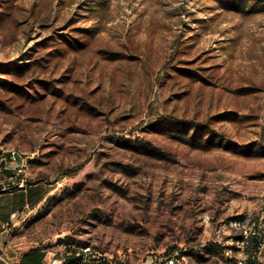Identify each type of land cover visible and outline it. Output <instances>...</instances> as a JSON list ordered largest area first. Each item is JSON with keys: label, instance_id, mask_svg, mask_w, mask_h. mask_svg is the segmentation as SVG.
Instances as JSON below:
<instances>
[{"label": "rangeland", "instance_id": "rangeland-1", "mask_svg": "<svg viewBox=\"0 0 264 264\" xmlns=\"http://www.w3.org/2000/svg\"><path fill=\"white\" fill-rule=\"evenodd\" d=\"M14 149L53 191L19 242L217 264V222L264 196V0H0L1 167Z\"/></svg>", "mask_w": 264, "mask_h": 264}, {"label": "built area", "instance_id": "built-area-1", "mask_svg": "<svg viewBox=\"0 0 264 264\" xmlns=\"http://www.w3.org/2000/svg\"><path fill=\"white\" fill-rule=\"evenodd\" d=\"M4 155L0 153V184L3 185L2 189H10L12 185L16 189H26L29 185L30 174L25 173L26 157H19L18 153L11 155L13 162H17V170L8 171L2 170L1 159ZM7 179L10 184H4L3 180ZM60 185V184H59ZM12 191V190H11ZM264 201V196L262 197ZM24 210L14 212L11 215L12 219L18 218L24 213ZM238 216V215H237ZM262 215H250V222H258V234L249 235L245 234V238H236V236H230L225 233L223 228V219L217 222L216 230L212 232L209 242H215L216 245H223V253L212 254V260L219 264H264V229H261V218ZM207 218V217H206ZM10 229V223L0 226V264H16L7 255L3 236L8 233ZM226 237H235V241H242V250H238L237 256H228V250H225ZM90 246L84 247L87 250ZM67 254L64 251L53 252L52 258L49 264H65ZM99 258H105L107 260H112L113 255L106 256L101 254ZM123 259L126 260L124 257ZM134 264H203L202 262H197L192 255H185V248L175 247L169 250H161L158 252H153L145 258L134 262Z\"/></svg>", "mask_w": 264, "mask_h": 264}, {"label": "crops", "instance_id": "crops-1", "mask_svg": "<svg viewBox=\"0 0 264 264\" xmlns=\"http://www.w3.org/2000/svg\"><path fill=\"white\" fill-rule=\"evenodd\" d=\"M46 192L44 186L36 184L34 186L27 187L26 189H19L16 191L0 193V198L5 195L14 198L16 195L25 194V199L22 203V209L24 213L18 218L12 219L10 217L0 216V226L10 223V229L8 233L3 236V243L7 255L16 264H49L53 252L64 251L67 254L65 264H134L133 260H125L120 256H117L114 260H107L105 258L95 257L93 254H85L83 252L84 246L67 244L61 245L50 249H41L39 247L30 248L25 242L18 240L17 233L21 230L18 228L25 219L29 216L31 206H40L43 202L48 200L50 193ZM16 210H12L11 215ZM21 218V219H20ZM18 231V232H17Z\"/></svg>", "mask_w": 264, "mask_h": 264}, {"label": "bare ground", "instance_id": "bare-ground-1", "mask_svg": "<svg viewBox=\"0 0 264 264\" xmlns=\"http://www.w3.org/2000/svg\"><path fill=\"white\" fill-rule=\"evenodd\" d=\"M7 152L8 155L5 159L7 164L5 166H2V170H10V169L17 170V162H13V159H11V155H15V153H18L19 157H24V154H22L19 150H15V149L11 150L10 152L9 151ZM0 153H4V151ZM26 166H27V160H26ZM263 213H264V201H262L261 204L252 212L223 220V228L225 229V233H227L230 236H236V238H245L246 233H249V235H257L258 222H250L249 221L250 215H262ZM207 221L208 220H206V222ZM261 229H264V216L261 218ZM212 244L216 245L215 242H212ZM216 246L219 250V253L217 254L223 253V245H216ZM225 250H228V256H237L238 250H242V241H235V237H226ZM83 252L87 254V250L85 248H83ZM88 254H93L95 255V257L98 258L101 256L98 255L96 252H94L91 246L88 249Z\"/></svg>", "mask_w": 264, "mask_h": 264}, {"label": "trees", "instance_id": "trees-1", "mask_svg": "<svg viewBox=\"0 0 264 264\" xmlns=\"http://www.w3.org/2000/svg\"><path fill=\"white\" fill-rule=\"evenodd\" d=\"M8 192H11V191H8ZM211 245H212V244H211ZM211 245H210V246H211ZM213 246H214V245H213ZM215 247H216V246H215ZM211 248H212V247H211Z\"/></svg>", "mask_w": 264, "mask_h": 264}, {"label": "water", "instance_id": "water-1", "mask_svg": "<svg viewBox=\"0 0 264 264\" xmlns=\"http://www.w3.org/2000/svg\"><path fill=\"white\" fill-rule=\"evenodd\" d=\"M60 238H58V240H59Z\"/></svg>", "mask_w": 264, "mask_h": 264}]
</instances>
